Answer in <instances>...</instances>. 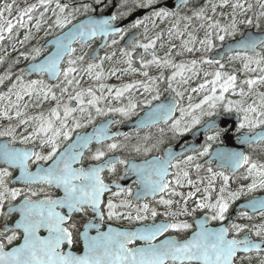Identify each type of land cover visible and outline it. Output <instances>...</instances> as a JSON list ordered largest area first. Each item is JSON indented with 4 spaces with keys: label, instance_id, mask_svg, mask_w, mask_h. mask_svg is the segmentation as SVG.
Returning a JSON list of instances; mask_svg holds the SVG:
<instances>
[{
    "label": "snow or ice",
    "instance_id": "obj_1",
    "mask_svg": "<svg viewBox=\"0 0 264 264\" xmlns=\"http://www.w3.org/2000/svg\"><path fill=\"white\" fill-rule=\"evenodd\" d=\"M94 2L104 5V0ZM161 3L131 0L129 6V0H121L118 7L125 11L101 18L89 14L95 12L89 3L37 0L18 7L12 0L0 6V42L12 40L14 30L25 29L19 41L24 45L34 38L32 29L39 32L44 25H48L45 35L51 37L44 45L20 52L29 63L19 69L7 92L0 93V119L9 121L0 127V264H264V159L226 146L222 137L230 129L212 119L221 115V108L228 115L235 112L239 144H264V92L255 90L264 85V52L258 51L264 49V32H259L264 0H256V5L248 0H219L211 3V16L207 4L189 8L190 0H176L171 7ZM256 6L259 11H254ZM224 7L231 11L220 14L227 20L221 23L217 8ZM182 8L191 15L182 13ZM39 9L43 11L36 16ZM50 9L52 15L46 18ZM144 9L150 11L129 27L143 24L146 42L133 36L129 47L119 49L126 68L113 67L105 75L103 63L112 61L115 51L95 59L88 53L77 54L97 37L104 38V47L117 45V39L109 45L107 38L123 40L128 29L113 23ZM81 11L85 18L73 23ZM169 19V40L181 38L182 51L205 55L174 63L172 45L164 58L158 57L155 45L163 32L149 37L147 22L155 29L157 20ZM194 21L205 29L199 48L194 31H189ZM241 25L257 32L242 31ZM215 41L223 46L222 54L209 55ZM138 48L145 53L152 50L150 60L140 56V69L133 67ZM224 56L242 61L245 73L262 75L239 81L237 91V75L222 71ZM198 65H216L217 70L205 72L204 81L191 88L193 93L207 94L187 108L175 98L166 102L159 88L163 73L153 77L147 70L149 66L173 69L166 77L168 90L182 99L184 93L173 83L188 84L199 75ZM117 73H139L146 80L120 87L102 82ZM32 75L37 78L26 79ZM85 75L93 85L82 86ZM5 79H11V68L0 76V84ZM140 88L147 93L144 99L129 95L127 103L122 102L125 94ZM230 90L241 99L225 103ZM249 96L254 97L250 103ZM46 101L55 102L46 113L29 114L30 107L40 108ZM113 101L120 106H113ZM176 111L179 117L173 115ZM116 115L121 119H98ZM125 121H132L135 142L131 133L112 130ZM152 128L159 131L154 142ZM166 129L173 138L191 132L193 139L179 151L171 144L161 149ZM144 130L149 131L141 136ZM201 132L204 142L197 146ZM256 219L260 223H254ZM121 221L128 226L113 225ZM14 241L18 243L8 249Z\"/></svg>",
    "mask_w": 264,
    "mask_h": 264
},
{
    "label": "flooded vegetation",
    "instance_id": "obj_2",
    "mask_svg": "<svg viewBox=\"0 0 264 264\" xmlns=\"http://www.w3.org/2000/svg\"><path fill=\"white\" fill-rule=\"evenodd\" d=\"M37 1V0H36ZM219 0H190V4H189V8H197L200 6H204L205 4L208 5V15L211 16V3H217ZM62 3H72L75 6H78V4L80 5L81 3H89L91 4L93 7H95V12L94 13H89L92 14L94 16H103L105 14L108 13V11L110 10V8H114L112 13H117L118 11H125V9H120L118 6L121 3V0H104V5L100 6V5H95V2L93 0H61ZM176 2V0H162L161 6H168L171 7L174 3ZM129 6H131V0H129ZM52 7H55V4L53 3ZM39 11H43V9H39L37 11V15L39 14ZM150 11V9H144V10H139L137 12H134L132 15L124 18V19H118L117 21H115L113 23V25H117L120 24L126 20H128V22L122 26H120V28H124V29H128L127 33L124 36L123 40H120L119 36H115V37H108L107 38V43L109 45H111V40L112 39H117L119 41V43L115 46H111V47H104V38L102 37H97L95 38L92 42H91V47H85L83 48L81 51H78V55L79 54H83V53H88L89 56L93 57L94 59L96 57H103L106 54H110L112 51L116 52V56L113 58L112 61H108L105 60L103 63V71L105 73V75H108L109 69L116 67L119 69H123L126 68L127 65L123 62L124 61V57H122L120 55L119 49L120 48H125V47H129V40L133 38V36H135L136 38L140 39L142 42H146L144 41V25L142 24L140 27L138 28H130L129 26L137 19V18H143V16ZM182 13H187L189 15H191V11L189 9H181ZM220 14V10L217 9V14H216V18L218 19L217 16H219ZM46 15H52L51 9L49 10V12ZM85 18V15L83 13V11L81 13H79L77 15L76 20L73 21V23L78 22L79 20H82ZM226 21V19H224ZM221 21V20H220ZM264 22V21H263ZM172 20H166L163 23H161L159 20L156 21V24L158 25V27H156L155 29L152 28V23L151 21L147 22V27H148V33L147 35L149 37L154 36L156 33L158 32H163V36L162 39L160 41H158V43L155 45V54L160 57V58H164L165 54L168 53L169 49L171 48L172 45H175L176 47L172 49V53H171V58L173 60L174 63H180V62H187V56H192V53L186 52V51H182L181 49V43L182 40L181 38H177L175 36H173V38L171 40H169L168 34H167V30L169 28V26L171 25ZM193 25H196L197 27L199 26V22L198 21H194ZM181 29H183V24H181ZM189 31H191V29H189ZM205 31V29H203V32ZM195 34H197V30L194 31ZM39 38H43V33H40L38 35ZM197 39L199 38V36H196ZM47 39L43 40L40 45H44L45 42L50 39V36L46 37ZM204 37L202 36V39ZM183 39H187V35H185L183 37ZM105 42V41H104ZM226 42V41H225ZM224 42V44H225ZM216 44V48L213 49V52H215L216 50L220 49L222 47L221 43L219 41H215ZM161 45H163V47H161ZM79 47V46H77ZM99 49V50H98ZM98 50V51H97ZM263 49H260V51H262ZM97 51V53H95ZM151 51L149 50L148 53H145L143 49H136V51L133 54V67L140 69V56H143V58L145 60H150L151 57ZM177 52H181L182 54L177 55ZM213 52L209 55H212ZM263 52V51H262ZM197 55V54H195ZM193 57V56H192ZM194 59V58H193ZM198 59V58H197ZM117 61H119V63H117ZM229 60L227 58V56L224 57V59L222 60V63H227ZM88 62V57H86L85 60V65ZM96 62H99L98 60H96ZM233 62V61H230ZM235 62V61H234ZM28 63L24 64L23 68L27 65ZM149 72V76H153V77H157L159 75H161V73H163L165 80L160 82L159 84V88L161 93L163 94L162 98L167 102V101H172L173 98L179 100L180 102V107H184L187 108L189 103H198L205 94H207L205 91H200L197 93H193L191 91L188 90L187 85L188 84H180L177 82L173 83V87L177 88L178 91H181L184 93L183 98L181 99L180 97H176L175 93L172 92L171 90H168V82L166 77L171 75L173 69L171 68H160L157 66H149V68L147 69ZM246 78H250V77H255L253 72H248L245 73ZM237 77L239 76V74H236ZM117 76H119V78H117ZM117 76H108V78L106 80H103L102 82L110 85V86H114V87H120L123 84L126 83H131L133 81H137V80H146L145 77H143L142 75H140L139 73H128V74H121V73H117ZM37 78L36 76H30V77H26V79H35ZM212 77H208V79H211ZM179 77H177V81H179ZM82 86L83 87H88L89 85H93L94 81L88 79V77L85 75L82 79ZM245 91H247V85L243 86ZM258 86H256L257 89ZM255 89V90H256ZM237 90H238V86H237ZM131 95L132 97H134L137 100H142L144 99L145 96H147V93L143 92V88H140L138 91L137 90H133L131 93H127L125 94V98H123V103H127V98L128 96ZM234 94L232 93V91L230 90L228 93H225V103L227 102V100L232 97ZM189 96L192 97L191 101H189ZM237 98V100L241 99V97H235ZM254 98L253 96H251L250 98H247V102L248 99H252ZM66 99V97H65ZM25 102H27V98L25 100ZM251 101L249 100V103ZM155 103V102H154ZM55 102L54 101H46L44 102L40 108H36V107H30L28 109L29 114H36L40 111H44L45 113L47 112V110L54 106ZM113 106H120L118 102L113 101L112 102ZM221 115L219 117H212V119L214 120H218V122L220 123V125L222 127H228L230 129V131L227 133L226 136L222 137V140L224 142V144L228 147H232L235 148L236 150H242L245 153H248L250 155L253 156L254 159H264V151H262V149H264V144H253L251 147H249L248 145H240L239 142L235 139L236 137V131H235V125L237 123V114L235 112H233L231 115L225 114L223 113V109H220ZM198 114V113H197ZM173 115L175 117H179L180 113L179 111H176L175 113H173ZM98 119H121V117H119L118 115L116 116H109V117H102V118H98ZM135 118H133L134 120ZM208 118L204 117L203 120L206 121ZM9 123V121L7 120H3L0 119V127H4ZM11 123H16L15 120L11 121ZM164 126V125H161ZM203 125H198L197 128L202 127ZM119 130L121 132H128L131 133L133 136V141L135 142V132L132 128V121H125L123 124H118V125H114L113 126V131ZM30 130V129H29ZM196 129H193V131H195ZM20 132H23V128L19 129ZM149 130H144L140 133V135H144L145 132H147ZM151 133L153 134V142L155 141V138L159 136V131L157 128H152ZM243 131H247L246 129ZM257 132L260 131V129H256ZM207 134H211L210 132ZM204 137H205V133L201 132L197 137H196V145L199 146L200 144H203L204 142ZM193 137H192V133H187L183 136H180L178 138H173V134L170 131L165 132V143L163 145H161V149L168 147L170 144L175 146L176 151L180 150L181 145H183L185 143V141H192ZM219 143V142H217ZM217 145L214 144L213 148L215 149ZM117 154H121V155H125V153H117ZM153 154H159V153H153ZM191 154V153H188ZM201 175H205V173H201ZM193 178H195V173H193ZM123 183H127V182H123ZM15 186V185H14ZM236 184H233L232 187H235ZM217 187H219V182L217 183ZM183 191L187 192L189 189L185 188L182 189ZM239 203V202H238ZM191 206V205H190ZM233 208H235V206H233ZM159 210H163V209H159ZM198 216L203 215V213L198 212L197 213ZM233 215H234V211H233ZM158 219H162V217H158ZM243 223H249V221H242ZM254 223H260V221L258 219L253 221ZM114 226H119V227H124V226H128L126 221H121L119 223L117 222H113ZM18 243V241H14L13 245H9L7 246L8 249H10L11 247L15 246ZM78 250V249H77Z\"/></svg>",
    "mask_w": 264,
    "mask_h": 264
},
{
    "label": "trees",
    "instance_id": "obj_3",
    "mask_svg": "<svg viewBox=\"0 0 264 264\" xmlns=\"http://www.w3.org/2000/svg\"><path fill=\"white\" fill-rule=\"evenodd\" d=\"M28 0H17L16 5L18 7H23L25 4H27ZM12 0H10V3ZM249 3H252L253 5H256V0H249ZM225 9V7L223 8ZM229 10V7L226 8ZM254 11H259L258 6L254 7ZM16 12V7L13 8L12 14ZM7 15V13L5 14ZM248 15H251V13H248ZM47 17H51L50 15H47ZM239 18V17H238ZM227 22V21H226ZM225 22V23H226ZM45 26V25H44ZM42 28H45V27ZM241 28V30L246 29L244 25ZM255 28V27H254ZM256 29V28H255ZM257 30V29H256ZM259 30H264V22H261V27ZM44 29H41L39 32L36 31V29L33 28L32 33H33V39L29 42H27L24 45L18 46V48H7L4 43L6 41L0 42V58H2V62H0V76H4L9 68H11V79H5L3 84H0V93H6L8 88L11 86V83L15 80V75L18 74L19 69L23 68L24 64H26L28 61L25 60L23 57H20V52H27L34 46H39V44L46 39L45 32H43ZM40 33H43V38H39L38 35ZM25 34H23V30L19 29L18 31L14 30V36L15 40H22ZM238 37V36H237ZM229 39V38H228ZM19 57V62L16 63L17 58Z\"/></svg>",
    "mask_w": 264,
    "mask_h": 264
},
{
    "label": "rangeland",
    "instance_id": "obj_4",
    "mask_svg": "<svg viewBox=\"0 0 264 264\" xmlns=\"http://www.w3.org/2000/svg\"><path fill=\"white\" fill-rule=\"evenodd\" d=\"M19 1V0H18ZM33 1L34 0H29V1H27V4L29 5V4H32L33 3ZM16 2H17V0H16ZM5 3H10V0H0V6H2V5H4ZM217 3H219V1L217 2ZM79 6V5H78ZM218 9V8H217ZM220 10V9H219ZM229 11H231V8H229ZM82 12V11H81ZM226 13V12H225ZM221 14V13H220ZM219 14V16H217L218 17V19H220V20H223V19H225V17L224 16H222V15H220ZM36 15V14H35ZM16 16V12L12 15V18H14ZM36 16H38V15H36ZM6 18H7V15H6ZM239 18H243V17H239ZM35 21H33V23H34ZM49 23H51V21H49ZM222 23V22H221ZM243 26H240V28H242ZM21 30H25V29H21ZM33 30V29H32ZM195 30H197V34H195V32H194V34L196 35V36H199V38L197 39V43H196V47L197 48H199V47H201L200 45H199V43H198V41L200 40V39H202V36L204 37V32H203V29H201L199 26L197 27L196 25H193V27L191 28V31H195ZM242 31H245L244 29L242 30ZM262 32H264V30H262ZM229 39H231V38H229ZM15 44H18L19 43V41L18 40H14L13 41ZM14 44V45H15ZM263 52H264V49L262 50ZM195 54H197V55H195ZM202 55H205V53H203V52H193V54H192V56L190 55V56H187V62L188 61H191V60H193V58L194 59H199ZM197 59V60H198ZM242 61H240V60H235V62L233 61V62H230V61H228L227 63H225V67H224V69L222 70V71H224V72H226V73H235V74H239V76L237 77V81H238V90H239V87H241V85L239 84V81H242V80H244V79H246V75L244 74V71H242ZM262 66H264V65H262ZM252 67H256L255 65H252ZM198 70H199V75L198 76H196V77H194L193 79H191L189 82H188V85H187V88H188V90L189 91H191V88H195V87H197L198 86V84H200V83H202L203 81H204V79H205V77H204V73L205 72H214V71H216L217 70V66L216 65H198ZM258 75H262V73H259V72H255L254 73V76L256 77V76H258ZM209 77H211V76H209ZM212 79V78H211ZM242 86H244V85H242ZM258 87H257V89H256V91L257 92H264V85H257ZM237 90V91H238ZM234 96L235 97H240V96H238V95H233L232 97H230L228 100H237V98H234ZM251 96H249V98H250ZM15 97H13V99H14ZM253 99V98H252ZM252 99H248V102H249V100L252 102Z\"/></svg>",
    "mask_w": 264,
    "mask_h": 264
},
{
    "label": "water",
    "instance_id": "obj_5",
    "mask_svg": "<svg viewBox=\"0 0 264 264\" xmlns=\"http://www.w3.org/2000/svg\"><path fill=\"white\" fill-rule=\"evenodd\" d=\"M112 11H113V8H111L109 11H108V13L107 14H105V15H103V16H110L111 15V13H112ZM96 18H101L102 16H95ZM128 22V20H126V21H124V22H122V23H120V24H117V25H113L114 27H120V26H122V25H124V24H126ZM248 31H251V32H255L253 29H250V30H248ZM240 39V38H239ZM238 40V39H237ZM103 43H104V41H103ZM230 43V41L227 43V44H229ZM226 44V45H227ZM225 45V46H226ZM99 50V49H98ZM97 50V51H98ZM97 51L95 52V53H97ZM259 51V50H258ZM218 52H220L221 54H222V49L220 50V51H218ZM218 52H216V53H218ZM215 53V54H216ZM215 54L213 55V56H215ZM216 58H219L218 56L216 57Z\"/></svg>",
    "mask_w": 264,
    "mask_h": 264
}]
</instances>
